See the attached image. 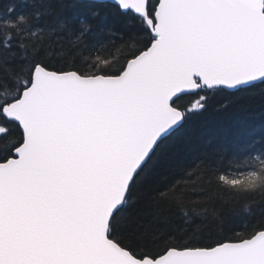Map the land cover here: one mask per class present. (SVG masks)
<instances>
[{"label":"snow or ice","instance_id":"obj_1","mask_svg":"<svg viewBox=\"0 0 264 264\" xmlns=\"http://www.w3.org/2000/svg\"><path fill=\"white\" fill-rule=\"evenodd\" d=\"M67 7L88 12L35 0L0 20V264H264V223L219 231L264 193V146L169 145L200 93L264 84V0Z\"/></svg>","mask_w":264,"mask_h":264},{"label":"trees","instance_id":"obj_2","mask_svg":"<svg viewBox=\"0 0 264 264\" xmlns=\"http://www.w3.org/2000/svg\"><path fill=\"white\" fill-rule=\"evenodd\" d=\"M53 2L57 13L88 12L87 8L67 7L76 2L87 3L88 0H53ZM34 3L35 0H0V20L9 18V8H15L16 13L35 10ZM103 22L118 30H128L135 24L132 17L120 16L115 9L106 10ZM200 95L208 97L205 111L192 116L184 128L169 139L170 146L180 150L183 156L198 154L204 151L210 142L222 140L251 141L257 148L264 146V84L257 83L254 87L238 92L210 91ZM194 99L195 96H185L180 103L187 106ZM166 175L167 171L161 169L158 182H163ZM234 207L233 215L219 230L222 235H245L264 223V193L256 192L243 197Z\"/></svg>","mask_w":264,"mask_h":264}]
</instances>
